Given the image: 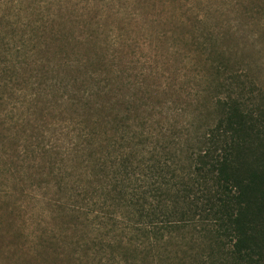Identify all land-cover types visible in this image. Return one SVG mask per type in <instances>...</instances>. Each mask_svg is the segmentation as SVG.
I'll return each instance as SVG.
<instances>
[{"label": "rangeland", "instance_id": "obj_1", "mask_svg": "<svg viewBox=\"0 0 264 264\" xmlns=\"http://www.w3.org/2000/svg\"><path fill=\"white\" fill-rule=\"evenodd\" d=\"M219 62L264 103V0H0V264H158L102 156L182 145Z\"/></svg>", "mask_w": 264, "mask_h": 264}, {"label": "trees", "instance_id": "obj_2", "mask_svg": "<svg viewBox=\"0 0 264 264\" xmlns=\"http://www.w3.org/2000/svg\"><path fill=\"white\" fill-rule=\"evenodd\" d=\"M212 67L224 79L182 145L165 143L145 162L104 151L107 193L134 216L133 250L114 247L140 252V238L158 264H264V103L237 73Z\"/></svg>", "mask_w": 264, "mask_h": 264}]
</instances>
